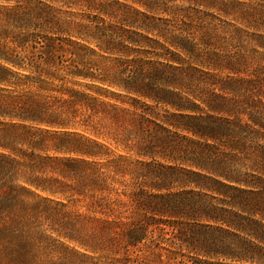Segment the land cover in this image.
<instances>
[{
	"label": "trees",
	"instance_id": "trees-1",
	"mask_svg": "<svg viewBox=\"0 0 264 264\" xmlns=\"http://www.w3.org/2000/svg\"><path fill=\"white\" fill-rule=\"evenodd\" d=\"M177 1L0 0V264H264V0Z\"/></svg>",
	"mask_w": 264,
	"mask_h": 264
},
{
	"label": "rangeland",
	"instance_id": "rangeland-1",
	"mask_svg": "<svg viewBox=\"0 0 264 264\" xmlns=\"http://www.w3.org/2000/svg\"><path fill=\"white\" fill-rule=\"evenodd\" d=\"M98 1V0H97ZM123 2V0H121ZM176 5L178 6H181V5H187L186 2L184 1H177L175 3ZM65 10H69V11H72V12H78L79 14L80 13H83L84 15L81 16V17H78V18H73L72 17V20H75L77 22H80L82 23L83 25H90L91 22L89 21V19L86 18V15L87 14H94L92 12H89L87 9H68V8H64ZM228 19V18H227ZM223 20H226V18L224 17ZM108 23H113V24H116L117 22L115 20H107ZM218 23V22H217ZM109 26V25H108ZM125 28H129V27H125ZM223 30V34H221V36L224 38L223 40V43H227L229 42L230 40V37H229V34H228V31H229V28L228 27H225V28H222ZM86 33L85 34H88V31H85ZM118 34H128V33H125V32H122V31H118ZM239 35V42H236L235 43V47H234V50L237 46V49H239L241 52H247V53H250L252 50H254V48H257V45H256V39H253L252 38V34H238ZM229 49H232L231 47ZM259 50V53H264V51L262 49H258ZM258 53V55H259ZM39 232L41 234H43V236L49 238V242H55L57 240V242H55V246H57L58 248H62V249H75L77 250L80 254L77 255V258L72 261L74 264H105L107 261L105 258H102L101 256H98V255H93L91 253H86L84 249H81L73 244H70V243H66L64 242L63 240L59 239L58 238V235L54 232H52L48 226L44 225L43 227H41L39 229ZM55 240V241H54ZM36 256L40 257L41 261H48L50 260V256H46L44 254H42L41 252H36L35 250V253H34ZM84 254V256H83Z\"/></svg>",
	"mask_w": 264,
	"mask_h": 264
}]
</instances>
